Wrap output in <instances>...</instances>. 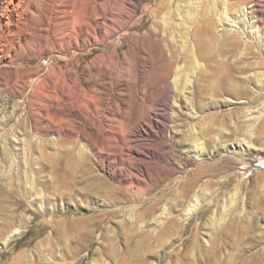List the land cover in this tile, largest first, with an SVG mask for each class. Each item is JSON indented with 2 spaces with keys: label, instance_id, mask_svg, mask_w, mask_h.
<instances>
[{
  "label": "rangeland",
  "instance_id": "obj_1",
  "mask_svg": "<svg viewBox=\"0 0 264 264\" xmlns=\"http://www.w3.org/2000/svg\"><path fill=\"white\" fill-rule=\"evenodd\" d=\"M191 1L87 0L89 37L60 38L45 5L0 0V264H264V90L202 28L184 87Z\"/></svg>",
  "mask_w": 264,
  "mask_h": 264
},
{
  "label": "bare ground",
  "instance_id": "obj_2",
  "mask_svg": "<svg viewBox=\"0 0 264 264\" xmlns=\"http://www.w3.org/2000/svg\"><path fill=\"white\" fill-rule=\"evenodd\" d=\"M85 1L87 0H84V2L81 0H18L15 6L18 12L25 13L30 8H37L41 11L42 8L39 6L45 5L48 7L47 12L49 13V17L47 16V18H49L48 31H52L55 36L59 35V37H72L74 35L80 36L85 34V38H88L91 28L93 27V21L89 5L90 3H88L89 1ZM10 2L13 4V0H10ZM10 12L11 11L9 10V7H7L5 9V13L9 15ZM184 13V16H180L178 12L176 14L179 19L178 21H180L181 24H176L175 26L178 29L181 27L183 30L181 37L182 45L179 57L183 58V55H185V53L183 54L184 50L189 47V58L192 61V67L194 69L192 80L189 78V80L185 82L187 85L184 86L185 88L192 87L193 82H195V79H197V77L195 78L197 75L196 72L207 68L206 64H201L197 59V56L194 53V45H192L193 43L190 44L189 41V37L191 36L196 38L197 31L202 28L205 34L204 38L212 40V42L214 40L217 42L216 47L218 50L215 54L218 57V62L222 64L221 72H225L229 67H231L232 63H243L248 69H255V73H252L251 75L249 74L250 76L247 75V72H243L247 76H245L246 81L249 82L250 79H253V82H255L254 84H256L257 87L259 86L261 90H264V0H192L187 6V9H185ZM34 19L35 18H33V21ZM173 19L171 18L170 14H167V16L161 18L162 25L164 26L163 30H165V28L167 30H171L170 24L172 22L171 20ZM212 21L215 24H213ZM194 26L196 28H194ZM191 31L193 32L191 33ZM147 35L148 37H146L145 40L147 42L150 41V43L155 42L154 48L159 51L161 59L167 55L168 60L172 62L170 64L173 66L175 54L172 52L173 50L171 51L169 46L166 44V39H164V34L162 35V30L159 31L156 28H152ZM171 36H173V34ZM172 43H174L173 40ZM172 45L173 44H171V46ZM171 46L170 48H172ZM211 47L212 45L207 44L204 41L202 47L204 62L209 58V56L210 58H213L211 52L209 51ZM238 59L240 60L237 61ZM178 79H175L173 82L174 87L177 90L180 87L179 83H181ZM258 92L260 91L256 92L257 95ZM259 114L264 115V108L261 112L259 111ZM192 115V118H194L195 115L191 114V116ZM155 120L156 118L148 115L146 119L141 121L136 126L135 134L139 137H143L145 133L149 132L148 127L150 124L152 125ZM197 140L198 144H201L202 146L199 138H197ZM242 144L244 145L243 150L245 151L250 149L252 146L250 142L246 141ZM196 145L197 144H195V146ZM196 147H198L199 152L193 154L194 161L199 164H203L207 161L205 160V155L207 152H205L203 148H200V145H197ZM82 151L84 152V150ZM189 212H191V210ZM189 215L190 213L187 214V219ZM166 217H168V215H166L165 218ZM187 219L185 221H187Z\"/></svg>",
  "mask_w": 264,
  "mask_h": 264
}]
</instances>
